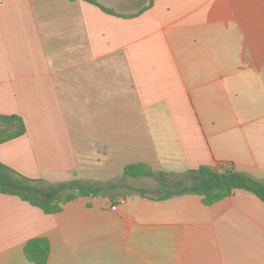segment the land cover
<instances>
[{"label": "crops", "instance_id": "1", "mask_svg": "<svg viewBox=\"0 0 264 264\" xmlns=\"http://www.w3.org/2000/svg\"><path fill=\"white\" fill-rule=\"evenodd\" d=\"M0 0V115L25 135L0 162L48 183L112 184L45 214L0 194V264H264V203L122 193L233 166L264 183V0ZM152 3V4H151ZM1 126V125H0ZM121 200L124 202L122 203ZM116 206V209H113Z\"/></svg>", "mask_w": 264, "mask_h": 264}, {"label": "trees", "instance_id": "2", "mask_svg": "<svg viewBox=\"0 0 264 264\" xmlns=\"http://www.w3.org/2000/svg\"><path fill=\"white\" fill-rule=\"evenodd\" d=\"M84 1L96 5L108 14H116L97 0ZM0 125V145L26 133L23 119L15 115H0ZM123 175L132 179H153L156 182L155 190L149 191L142 188L139 192L142 196H149L159 201L190 194L200 196L205 205L211 206L232 196L237 190H244L264 203V183L237 171L233 166H201L190 170L183 178L171 181L166 174L157 173L148 165L133 164L124 168ZM113 188L112 184L85 185L78 180L48 183L43 179L26 177L0 162V194L18 197L48 215L61 213L64 205L80 197H99ZM152 194L157 196L153 197ZM25 254L34 264H49L48 239L37 238L29 241L25 247Z\"/></svg>", "mask_w": 264, "mask_h": 264}, {"label": "rangeland", "instance_id": "3", "mask_svg": "<svg viewBox=\"0 0 264 264\" xmlns=\"http://www.w3.org/2000/svg\"><path fill=\"white\" fill-rule=\"evenodd\" d=\"M132 188H144L149 191H153L156 188V182L153 179L147 178L145 180H139L138 182H134L131 187L129 185H125L121 190L122 193H129ZM153 197L157 195L152 194Z\"/></svg>", "mask_w": 264, "mask_h": 264}, {"label": "built area", "instance_id": "4", "mask_svg": "<svg viewBox=\"0 0 264 264\" xmlns=\"http://www.w3.org/2000/svg\"><path fill=\"white\" fill-rule=\"evenodd\" d=\"M121 202L123 203L124 201H123V200H121ZM113 209H116V206H113Z\"/></svg>", "mask_w": 264, "mask_h": 264}]
</instances>
